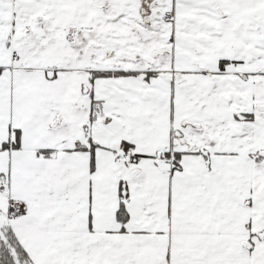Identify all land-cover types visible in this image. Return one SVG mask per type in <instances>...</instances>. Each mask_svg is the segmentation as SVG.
I'll list each match as a JSON object with an SVG mask.
<instances>
[{"label":"snow or ice","instance_id":"6c2138e0","mask_svg":"<svg viewBox=\"0 0 264 264\" xmlns=\"http://www.w3.org/2000/svg\"><path fill=\"white\" fill-rule=\"evenodd\" d=\"M0 264H264V0H0Z\"/></svg>","mask_w":264,"mask_h":264}]
</instances>
